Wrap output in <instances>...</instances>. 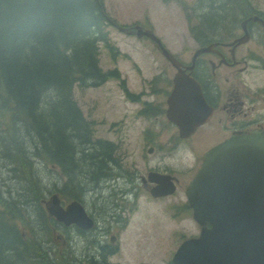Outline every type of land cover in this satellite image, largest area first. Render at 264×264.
I'll return each mask as SVG.
<instances>
[{"label":"flooded vegetation","instance_id":"obj_1","mask_svg":"<svg viewBox=\"0 0 264 264\" xmlns=\"http://www.w3.org/2000/svg\"><path fill=\"white\" fill-rule=\"evenodd\" d=\"M161 2L165 6L171 5V9L181 5L183 10L195 13L197 20L193 19L197 24H190L195 45L191 47V43H187L179 49L171 45L169 39H162L155 32V25L148 17L145 23L133 21L127 24H119L110 18L113 22L109 21V25L131 36L138 37L133 33L136 26L154 31L162 46L150 37H138L146 43L147 52L150 49L156 55H145L148 59L143 62L144 71L137 61H133L143 80L137 91L130 86V76L123 74L119 60L123 57L131 59V56L116 45H103L109 48L115 66L103 69L108 75L105 80L80 87L102 88L111 80L117 81L125 96L124 103L119 112L116 105L111 119L102 118L103 124H109L106 134L98 128L100 122L89 118L74 98L81 119L79 132L84 137L77 145L76 163L82 166L87 158H92L93 177L84 184L91 183L89 202L101 203L98 214L85 202L87 194L81 197L77 194L74 198L69 193L67 198H72L69 202L62 197L66 191L61 188L74 186L66 168L61 171L66 173L65 185L56 186L60 188L58 192L52 187L55 191L50 190V196L45 198L46 213L54 219L49 216L46 202L55 193L59 194L65 208L72 201L83 205L92 222L89 228L55 220L67 236L76 232L79 237L92 238L90 264H158L148 263L142 256L136 260L128 259L122 248L123 234L133 223V215L139 212L136 204L142 192L154 201L170 197L179 190H184L186 196L187 186L202 166L207 151L242 132L260 130L264 133V11L251 0H191V4L187 0ZM244 10L254 13L245 15ZM251 16H258L262 21L250 20L243 24ZM193 19L188 16L189 22H194ZM122 27L126 30L120 29ZM245 35L248 37L243 39ZM202 48L205 51L197 54ZM181 71L199 83L204 114H207L204 123L188 135H184L179 126L183 116L177 112L179 102L171 104L170 100ZM186 152L192 154V160L184 166L166 162L167 158L181 162ZM162 175L173 177L176 191L155 197L151 190L165 186L158 181ZM173 212L171 218L178 222L175 231L182 233L181 244L199 236L201 225L194 218L187 196L173 206ZM193 228L196 229L193 233H184ZM61 237L62 242L68 244L66 237Z\"/></svg>","mask_w":264,"mask_h":264},{"label":"trees","instance_id":"obj_2","mask_svg":"<svg viewBox=\"0 0 264 264\" xmlns=\"http://www.w3.org/2000/svg\"><path fill=\"white\" fill-rule=\"evenodd\" d=\"M109 19L103 0H0V161L21 183L0 185V264L54 263L39 240L57 226L42 204L40 164L80 174L74 198L93 177L92 158L76 163L74 88L107 78L100 55L111 45Z\"/></svg>","mask_w":264,"mask_h":264},{"label":"water","instance_id":"obj_3","mask_svg":"<svg viewBox=\"0 0 264 264\" xmlns=\"http://www.w3.org/2000/svg\"><path fill=\"white\" fill-rule=\"evenodd\" d=\"M250 20L262 21L258 16H251L243 24ZM133 33L138 37H150L162 46L161 39L152 30L136 26ZM203 51L204 48L197 54ZM168 56L177 63L170 53ZM201 95L199 83L181 71L170 100L171 104L179 102L177 112L183 113L179 126L184 135L206 120ZM158 181L165 186L153 188V196H166L176 191L172 176L162 175ZM186 196L201 231L199 236L179 246L172 259L174 264H264L262 131L233 135L207 151L202 166L187 186ZM46 208L49 216L67 225L75 223L85 228L92 225L78 201L70 202L65 208L59 194L55 193L46 202Z\"/></svg>","mask_w":264,"mask_h":264},{"label":"rangeland","instance_id":"obj_4","mask_svg":"<svg viewBox=\"0 0 264 264\" xmlns=\"http://www.w3.org/2000/svg\"><path fill=\"white\" fill-rule=\"evenodd\" d=\"M251 1H253L257 8L264 11V0ZM187 2L191 4V0H187ZM104 5L111 18L116 20L119 24H127L133 21L145 23L146 17H148L152 21V24L155 25V32L162 39H169L171 45L178 49L180 48L179 46L184 44L187 45V43H191V47L195 45V42H193V33L190 29V24H197L195 13L190 10H183L181 5L171 9V5L165 6L161 0H104ZM246 13L253 14L254 12L244 10L245 15ZM188 16H190L191 19L194 17L196 20L193 19L194 22L191 23L188 21ZM108 30L111 38V45L118 46L123 53H127L131 56V59L123 57L119 60L120 63H122L121 68L123 74L126 77L130 76V86L138 91L142 87L141 82L143 80L138 76L140 72L138 68L135 67L133 61H137L138 64L141 65L142 71H144L146 67L143 62H146L148 59L145 55H156V53H153L150 49H148L147 52L145 48L146 43L136 36L128 35L111 25H109ZM110 55L109 48L101 45L100 63L103 69L113 68L115 66ZM152 58L153 57H150L149 59ZM244 78L247 79V77ZM249 80L252 81L251 78H249ZM74 98L77 100L78 104L84 108L89 118H96L100 122L98 128L105 130L104 134H106L109 124L108 122L103 124L102 118L111 119L114 116L113 109L117 104V111L119 112L123 106V98H125V96L119 89L117 81L111 80L102 88L89 87L83 89L80 86H76L74 88ZM190 159L192 160V154L186 152L183 154L181 162L177 163L176 159L172 161V159L169 158L166 159V162H173L174 166L176 164L184 166L190 162ZM59 165L54 163H49L47 165L40 164L43 182H47L48 185L45 186L46 189L44 192H47L44 198L50 196L49 192L52 187L55 188L56 191H51L58 192L60 188L56 186L62 187L67 181L65 177L67 171L66 173L61 172L62 170L65 171V166L61 164V167ZM2 166H4V163L0 161V185L5 182L7 186H12V189L17 191L18 189L16 188L20 187L21 183L13 179V175H10ZM85 169L86 168H84V170ZM77 175L74 176L73 173L74 179H71L72 183H75V177L78 181L82 180V176H80V174ZM81 185L84 186V189L78 190L79 197L83 196V194H87L85 197L87 201L85 202L90 205V210H96V214H98L101 203H97L96 205L91 204L88 198V193L90 191L89 186L91 183L88 184V186L84 183ZM86 187H88L87 190ZM61 189L66 191L62 197L67 199V202L72 199L67 198L69 192H77L75 186H65ZM185 198L184 190H179L172 196L159 201L152 200L148 194L142 192L136 204L137 211L139 212L133 215V223L127 229L128 231L123 234L122 248L126 253L125 257L136 260L142 256L148 263H172L171 260L173 255L183 240L182 233L175 231L178 227L176 225L178 222L171 218L174 213L173 206L177 205L179 201H183ZM52 219L57 225L54 226V231L51 230L52 235L39 237V240L43 243V247L50 251V256L54 260L52 264H90L92 238L79 237V234H76V232L67 236L61 230L60 224L54 218ZM194 230L196 231L195 228H193V230L188 229L187 232L184 233L188 235V233H193ZM61 236L66 237L68 244L62 242Z\"/></svg>","mask_w":264,"mask_h":264}]
</instances>
